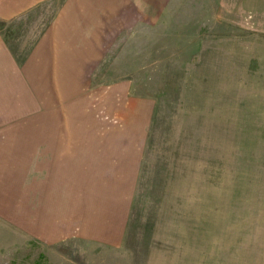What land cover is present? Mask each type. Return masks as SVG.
<instances>
[{"label": "rangeland", "instance_id": "374dc122", "mask_svg": "<svg viewBox=\"0 0 264 264\" xmlns=\"http://www.w3.org/2000/svg\"><path fill=\"white\" fill-rule=\"evenodd\" d=\"M138 122L133 177L92 184L127 205L77 223L74 156ZM41 139L77 145L64 173L28 155ZM0 264H264V0H47L0 18Z\"/></svg>", "mask_w": 264, "mask_h": 264}, {"label": "crops", "instance_id": "0c3cea01", "mask_svg": "<svg viewBox=\"0 0 264 264\" xmlns=\"http://www.w3.org/2000/svg\"><path fill=\"white\" fill-rule=\"evenodd\" d=\"M47 0H0V18L4 20H10L13 19L23 12H26L27 10L35 7L37 4L43 3ZM138 103L145 105V100H139ZM145 115V112H140L139 114V122L142 121V117ZM139 122L137 123V127H131L132 130L128 128V131L131 133V136L133 138L137 139H121V144L119 142L117 143V140H107V144L104 146L106 149H94L92 151H95L91 153L88 159L82 160L81 156L82 154L78 156H74L77 158V165L79 162L82 164L81 169L83 170L84 174L80 171L79 172L82 175H78L77 173V166L73 167L74 174L76 177V180L78 181V178L84 177L86 179V184L83 186V190L80 192H76V184H74L71 187L64 186L63 189L67 190V193L70 192V189L74 191V195L77 194L78 198L72 202L74 206H76L77 211H81L77 213V217L75 219L77 223H86L89 220V226H95V230L98 227H105L107 225V220H110L107 218L108 213L104 212H111V216L113 212L116 210H123L122 205L125 207L127 204H124L128 202V198L124 197V195H127L129 193L128 190H116L115 187H105L99 189L92 186V184L95 182V179H99V175L106 177V178H121V179H129L133 177L132 175H129L128 173L125 174V171L127 168H137L138 163L136 155L138 156L140 152V146H144L145 140H144V132H145V124L139 125ZM129 125V124H127ZM130 127V126H127ZM130 136V137H131ZM141 137V138H140ZM39 142H34L31 145V150H28V155L36 154L37 158L41 159L40 164H45L42 166L44 170H57L65 172V169H68V166L66 165L67 162H70L71 160H66L65 153L67 152L65 148L67 146H77V145H70V144H63L60 140L49 141L47 139H41L38 140ZM40 143V144H39ZM81 146V145H79ZM98 146V145H93ZM119 146L121 148L119 149ZM125 150L129 152V156L131 153H135L134 160L130 159L129 156H124ZM78 154V153H76ZM95 154V155H93ZM100 154V155H97ZM121 155V156H120ZM85 156V155H84ZM82 160V161H81ZM73 162L74 159L72 160ZM49 163L55 164L56 166H49ZM136 163L137 166L133 167L131 164ZM129 166L124 168V166ZM129 170V169H128ZM76 172V173H75ZM97 173V174H96ZM124 177V178H123ZM81 181L80 183H82ZM84 183V182H83ZM78 184V183H77ZM89 184V185H87ZM44 187V186H43ZM48 188V187H47ZM46 191L48 189H45ZM56 192L58 193V200L59 202H53V206H55L56 209L60 208V205L65 204L64 202V195H66V191ZM47 194V193H45ZM101 194L105 196V198H95L94 195ZM44 200V199H42ZM63 200V201H62ZM116 200V206L114 205V202ZM61 201V202H60ZM124 201V202H123ZM37 205L40 204L43 207H40L39 209H46L47 208V202L39 201L36 203ZM70 204V203H69ZM121 205V206H120ZM118 211L116 212L117 215ZM111 226V225H110ZM119 230L115 229L114 236H118ZM117 240V239H116Z\"/></svg>", "mask_w": 264, "mask_h": 264}]
</instances>
